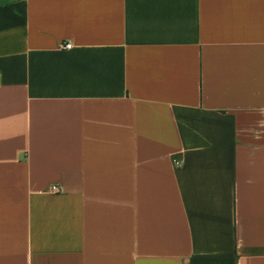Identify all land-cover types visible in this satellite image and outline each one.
<instances>
[{"label": "crops", "instance_id": "1", "mask_svg": "<svg viewBox=\"0 0 264 264\" xmlns=\"http://www.w3.org/2000/svg\"><path fill=\"white\" fill-rule=\"evenodd\" d=\"M0 264H264V0H0Z\"/></svg>", "mask_w": 264, "mask_h": 264}, {"label": "built area", "instance_id": "2", "mask_svg": "<svg viewBox=\"0 0 264 264\" xmlns=\"http://www.w3.org/2000/svg\"><path fill=\"white\" fill-rule=\"evenodd\" d=\"M72 43H70V42H68V43H66L65 45H64V48L65 49H71L72 48ZM52 191L53 192H59L60 191V189H59V187H57V186H52Z\"/></svg>", "mask_w": 264, "mask_h": 264}]
</instances>
